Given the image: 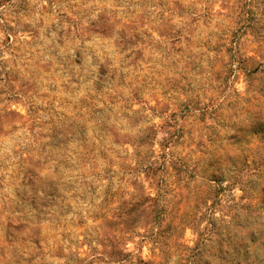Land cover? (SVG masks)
I'll list each match as a JSON object with an SVG mask.
<instances>
[{
	"label": "rangeland",
	"instance_id": "1",
	"mask_svg": "<svg viewBox=\"0 0 264 264\" xmlns=\"http://www.w3.org/2000/svg\"><path fill=\"white\" fill-rule=\"evenodd\" d=\"M0 264H264V0H0Z\"/></svg>",
	"mask_w": 264,
	"mask_h": 264
},
{
	"label": "trees",
	"instance_id": "2",
	"mask_svg": "<svg viewBox=\"0 0 264 264\" xmlns=\"http://www.w3.org/2000/svg\"><path fill=\"white\" fill-rule=\"evenodd\" d=\"M122 254V253H121Z\"/></svg>",
	"mask_w": 264,
	"mask_h": 264
}]
</instances>
